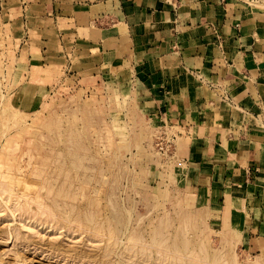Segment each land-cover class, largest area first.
<instances>
[{
    "label": "rangeland",
    "instance_id": "1",
    "mask_svg": "<svg viewBox=\"0 0 264 264\" xmlns=\"http://www.w3.org/2000/svg\"><path fill=\"white\" fill-rule=\"evenodd\" d=\"M27 6L0 0V264H264V225L242 239L264 180L227 206L190 193L177 131L155 126L136 91L43 76L37 34L14 21ZM27 81L49 88L25 113L11 92Z\"/></svg>",
    "mask_w": 264,
    "mask_h": 264
},
{
    "label": "crops",
    "instance_id": "2",
    "mask_svg": "<svg viewBox=\"0 0 264 264\" xmlns=\"http://www.w3.org/2000/svg\"><path fill=\"white\" fill-rule=\"evenodd\" d=\"M27 3L14 21L37 34L43 76L64 69L136 91L155 126L177 131L190 193L227 206L233 189L264 180V10L233 0ZM48 88L27 81L11 101L31 112ZM250 212L245 244L264 225L263 210Z\"/></svg>",
    "mask_w": 264,
    "mask_h": 264
},
{
    "label": "built area",
    "instance_id": "3",
    "mask_svg": "<svg viewBox=\"0 0 264 264\" xmlns=\"http://www.w3.org/2000/svg\"><path fill=\"white\" fill-rule=\"evenodd\" d=\"M237 3H240L248 8H254V7H258V6H262L263 10H264V0H233ZM173 139H176V136H173L169 139L168 143L170 144V146L173 145Z\"/></svg>",
    "mask_w": 264,
    "mask_h": 264
},
{
    "label": "bare ground",
    "instance_id": "4",
    "mask_svg": "<svg viewBox=\"0 0 264 264\" xmlns=\"http://www.w3.org/2000/svg\"><path fill=\"white\" fill-rule=\"evenodd\" d=\"M17 177V176H16ZM73 221V220H72ZM155 243V242H154ZM162 244V243H161ZM39 251V250H38ZM139 264V263H138Z\"/></svg>",
    "mask_w": 264,
    "mask_h": 264
}]
</instances>
